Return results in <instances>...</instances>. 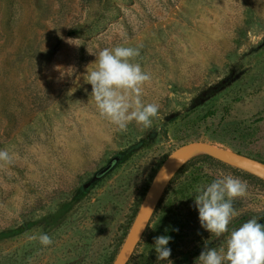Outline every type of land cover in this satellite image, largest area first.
Instances as JSON below:
<instances>
[{
	"label": "rangeland",
	"instance_id": "obj_1",
	"mask_svg": "<svg viewBox=\"0 0 264 264\" xmlns=\"http://www.w3.org/2000/svg\"><path fill=\"white\" fill-rule=\"evenodd\" d=\"M115 46L139 48L133 62L151 73L150 127L120 131L89 98L86 68ZM191 143L264 163V0H0V150L12 157L0 161V264H113L157 171ZM228 174L248 186L229 232L264 225L261 180L197 156L129 264H169L157 262L161 235L172 264L226 247L228 233L200 226L193 197ZM41 233L52 245L31 239Z\"/></svg>",
	"mask_w": 264,
	"mask_h": 264
},
{
	"label": "clouds",
	"instance_id": "obj_2",
	"mask_svg": "<svg viewBox=\"0 0 264 264\" xmlns=\"http://www.w3.org/2000/svg\"><path fill=\"white\" fill-rule=\"evenodd\" d=\"M76 40L68 38L66 42L75 45L73 42ZM94 56L95 60L87 66L85 76L87 84L91 85L89 98L94 102L98 115L120 131H126L132 122L150 127L152 118L158 115L159 106L155 103L145 104L142 100L144 87L150 84L152 76L140 63L133 62L140 56L139 48L106 47ZM90 65H94L91 70ZM56 70L61 71L59 67ZM11 159L8 151L0 150V161L11 162ZM247 187L246 181L228 174L196 189L193 198L200 226L217 237L225 233L228 235L226 247L217 250L205 246L195 264H264V225L252 218L230 232L228 228L237 215L233 201L245 196ZM31 239L38 240L43 247L53 243L46 233ZM170 240L168 235L154 238L157 262L168 261L172 264L169 260Z\"/></svg>",
	"mask_w": 264,
	"mask_h": 264
},
{
	"label": "water",
	"instance_id": "obj_3",
	"mask_svg": "<svg viewBox=\"0 0 264 264\" xmlns=\"http://www.w3.org/2000/svg\"><path fill=\"white\" fill-rule=\"evenodd\" d=\"M197 156H207L264 182V163L261 161L207 143H191L178 148L166 158L154 176L113 264H128L130 262L136 247L150 225L166 188L182 167Z\"/></svg>",
	"mask_w": 264,
	"mask_h": 264
},
{
	"label": "trees",
	"instance_id": "obj_4",
	"mask_svg": "<svg viewBox=\"0 0 264 264\" xmlns=\"http://www.w3.org/2000/svg\"><path fill=\"white\" fill-rule=\"evenodd\" d=\"M201 158H204V159H209V157H207V156H200ZM187 165V164H186ZM186 165H184L183 167H182V169L186 166ZM263 185H264V182H262V181H260ZM129 264V263H128Z\"/></svg>",
	"mask_w": 264,
	"mask_h": 264
}]
</instances>
